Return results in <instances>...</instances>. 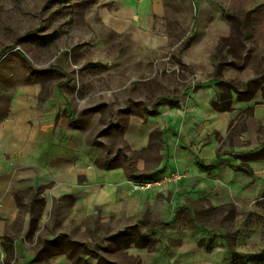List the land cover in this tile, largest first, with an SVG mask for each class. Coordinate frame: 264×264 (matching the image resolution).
I'll return each mask as SVG.
<instances>
[{"label": "crops", "instance_id": "crops-1", "mask_svg": "<svg viewBox=\"0 0 264 264\" xmlns=\"http://www.w3.org/2000/svg\"><path fill=\"white\" fill-rule=\"evenodd\" d=\"M204 1L118 0L126 77L145 76L134 64L189 77L173 101L126 116L124 159L89 143L58 89L14 93L0 121V264H264V87L224 96L214 53L231 25Z\"/></svg>", "mask_w": 264, "mask_h": 264}, {"label": "rangeland", "instance_id": "rangeland-1", "mask_svg": "<svg viewBox=\"0 0 264 264\" xmlns=\"http://www.w3.org/2000/svg\"><path fill=\"white\" fill-rule=\"evenodd\" d=\"M205 1L207 7H221L235 17L228 19L231 32L214 53V77L222 93L264 87L263 80L247 84L249 76L260 77L264 71V0ZM117 2L0 0V121L20 87L39 84L42 97L58 89L66 97L71 119L83 123L89 143L103 149L102 156L119 150L124 159L126 116L137 112L135 108L151 112L162 97L173 101L189 77L164 68L154 75L147 64L129 69H143L144 77H126L128 38L114 29L116 19L112 22L120 10L124 13Z\"/></svg>", "mask_w": 264, "mask_h": 264}, {"label": "trees", "instance_id": "trees-1", "mask_svg": "<svg viewBox=\"0 0 264 264\" xmlns=\"http://www.w3.org/2000/svg\"><path fill=\"white\" fill-rule=\"evenodd\" d=\"M227 18H228V19H235L234 16H231V15H229V14H227ZM9 49H10L9 47L6 48V50H4V52H6V51L9 50ZM262 80H263V81H262ZM261 81H262V83H264V71H263V73L261 74L260 77H255L254 79L249 80L247 84H248V87H249V85H251V84L259 85V84L261 83ZM218 84H219V83H218ZM219 85H220V84H219ZM252 95H253V92H251L248 88L245 89V90H243V91H239V96H240L241 98H244V99H249ZM224 96H225V95H224Z\"/></svg>", "mask_w": 264, "mask_h": 264}, {"label": "built area", "instance_id": "built-area-1", "mask_svg": "<svg viewBox=\"0 0 264 264\" xmlns=\"http://www.w3.org/2000/svg\"><path fill=\"white\" fill-rule=\"evenodd\" d=\"M177 177H180V176L177 175ZM156 184H157V182H152V181L135 182V183L132 184V189H133V191L149 190Z\"/></svg>", "mask_w": 264, "mask_h": 264}]
</instances>
